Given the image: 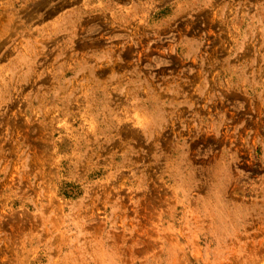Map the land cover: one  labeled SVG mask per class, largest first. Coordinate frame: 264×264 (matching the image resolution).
Returning a JSON list of instances; mask_svg holds the SVG:
<instances>
[{
    "label": "rangeland",
    "instance_id": "1",
    "mask_svg": "<svg viewBox=\"0 0 264 264\" xmlns=\"http://www.w3.org/2000/svg\"><path fill=\"white\" fill-rule=\"evenodd\" d=\"M0 264H264V0H0Z\"/></svg>",
    "mask_w": 264,
    "mask_h": 264
}]
</instances>
